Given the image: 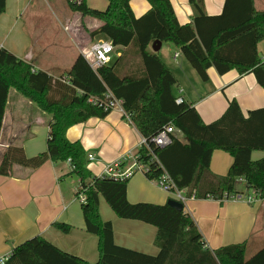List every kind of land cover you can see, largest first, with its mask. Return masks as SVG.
Returning a JSON list of instances; mask_svg holds the SVG:
<instances>
[{"label":"trees","instance_id":"trees-1","mask_svg":"<svg viewBox=\"0 0 264 264\" xmlns=\"http://www.w3.org/2000/svg\"><path fill=\"white\" fill-rule=\"evenodd\" d=\"M86 1L67 5L73 13L102 22L91 37L103 36L120 51L108 66L94 71L80 54L67 72L55 78L32 71L0 49V128L10 89L50 116L46 151L27 158L21 148L7 149L0 162V175H8L13 164L34 170L46 161L69 163L68 175L76 177L84 189L86 200L81 210L86 230L98 239L96 264H264V247L249 258L245 257V243L208 249L183 210L178 212L166 204H130L126 199L128 180L91 176L85 151L65 137L68 128L91 117L104 118L110 112L87 101L89 97L102 100L109 92L122 101L127 120L145 140L138 159L148 166L144 174L148 180L157 181L166 173L174 187L184 191L185 199L223 201L238 194L235 185L241 178L245 188L263 200L264 158L253 162L251 154L264 151V108L244 117L238 104L231 101L218 120L204 124L185 101L176 104V78L148 47L155 41L174 45L203 82L208 81L209 68L219 75L236 70L240 77L252 73L264 90V64L256 50L264 40V12L255 10L253 0H225L220 15L208 16L203 0H188L193 20L180 25L169 0H145L150 8L139 18L130 8L132 0H107L104 11L88 8ZM5 2L0 0V15L5 11ZM9 67H23L24 71L15 78L7 72ZM167 126L178 130L186 143L173 137L167 147H155L152 139ZM214 151L232 157L224 176L210 171ZM125 165L121 163L120 167ZM100 198L117 218L156 229V256L114 244L112 225L102 221L99 213ZM56 227L63 233L68 231L64 225ZM5 264L88 263L34 237L14 248Z\"/></svg>","mask_w":264,"mask_h":264},{"label":"crops","instance_id":"crops-1","mask_svg":"<svg viewBox=\"0 0 264 264\" xmlns=\"http://www.w3.org/2000/svg\"><path fill=\"white\" fill-rule=\"evenodd\" d=\"M31 1L6 0L5 11L0 15V49L30 66L32 71H43L50 76L52 71L63 70L65 73L82 50L97 41H107L103 36L94 39L90 35L101 27V21L72 12L73 16L65 21L63 30L73 48L63 43L59 52L62 49L65 52L57 56L58 49L55 52L50 35L40 31V18L31 17L37 19L32 35L27 34L24 25L20 24ZM169 2L180 25L192 22L193 11L188 0ZM203 2L205 13L217 16L221 14L225 0ZM129 5L136 18L150 8L145 0H132ZM253 6L256 11L264 12V0H253ZM256 50L261 64H264V40L257 44ZM148 51L153 53L151 45ZM167 53L170 54L169 59ZM155 54L176 78L174 96L183 98L193 107L206 125L218 120L231 101L238 104L244 117L250 111L264 108V90L252 73L240 77L236 70H231L219 75L214 68H209L208 81L203 82L174 45L161 43ZM119 55L120 51L114 49L112 59ZM55 56L54 63L52 60ZM23 71V67H9L7 70L15 78L21 76ZM49 122L47 113L10 89L0 128V162L9 148H21L27 158L44 153L47 149ZM65 137L70 143L80 144L86 155L93 156L86 168L91 176L97 178L103 176L104 170L117 161L125 160V167L129 166V156L135 155L142 143L140 134L119 109L110 111L104 118L91 117L68 128ZM174 137L186 143L178 130ZM262 158L264 151L251 154L253 162ZM231 164L232 157L228 153L214 151L210 159V171L214 175L224 176ZM69 172L68 163L46 161L34 170L13 164L8 175H0V257L11 253L27 240L41 237L85 263L98 262V239L87 232L81 203L77 200L79 180L69 176ZM235 190L237 195L223 201L186 199L183 211L194 222L208 249L214 251L224 246L245 243L246 252L254 254L264 247V199L254 204L248 203L246 197L252 191L245 188L241 178L236 181ZM126 199L130 204L162 206L172 196L155 181L137 173L127 181ZM99 213L102 221L111 223L116 246L156 256L158 249L153 245L156 235L154 227L117 218L103 198L99 199ZM58 224L68 227V231H60L56 227Z\"/></svg>","mask_w":264,"mask_h":264},{"label":"built area","instance_id":"built-area-1","mask_svg":"<svg viewBox=\"0 0 264 264\" xmlns=\"http://www.w3.org/2000/svg\"><path fill=\"white\" fill-rule=\"evenodd\" d=\"M65 1L67 4L68 3L76 4L80 2V0H65ZM81 54L85 58V60L88 62L90 67L95 71L100 67L108 66L110 64V62L112 61V56L114 54V48L108 41H97L93 45L82 50ZM176 56L177 55H175V57ZM79 96H82V93L79 92ZM87 101L90 105L97 106L99 108H102L105 111H108V110L112 111L114 109H119L122 115L127 119V117L125 116L122 110V101L115 99L109 92L104 94L102 100L89 97ZM175 102L176 104L179 105V104H182L184 100L181 97H177ZM175 131L176 129L173 126L165 127L152 139V143L154 144L155 147L159 149H163L167 147L168 145H170L172 138L174 137ZM143 145H145L144 139H142V143L139 149ZM138 151L135 155L129 156L128 159L131 160V164L129 166L121 168L120 165L125 160L117 161L113 165L106 168L104 170V175L101 177H109L115 180L123 181V180H128L129 178H131L133 175L137 173H140L143 175L147 173L149 170L148 166L138 159ZM87 160L89 162L92 161L93 156L87 155ZM155 182L162 190L170 194L173 200H176L182 204L186 200L184 197V191H178L174 187L172 181L169 179L166 173H163L160 176V178ZM76 193H77L78 202H80L81 204L85 203L86 198L84 195V189L80 182H78L77 184ZM259 200L261 199L259 198L258 193L254 191H252L251 195H248L246 197V201L250 204H254L255 202ZM9 256H10V253L6 254L5 256L0 257V264H5Z\"/></svg>","mask_w":264,"mask_h":264},{"label":"rangeland","instance_id":"rangeland-1","mask_svg":"<svg viewBox=\"0 0 264 264\" xmlns=\"http://www.w3.org/2000/svg\"><path fill=\"white\" fill-rule=\"evenodd\" d=\"M86 2H87L88 8L97 10V11H104L107 6V0H87ZM72 16H73L72 12L68 8V5L65 0H32L29 4L27 11L22 17L20 24L24 25L23 29L27 34L32 35L34 34L33 25L37 24L36 23L37 19L34 20L31 17L40 18L39 19L40 21L39 25H41L40 31H43L44 33H47L50 35L51 37L50 42L53 44V48L55 49V52H57V49H58V53H57V56H58L60 53L65 52L64 49H62V51L59 52V47L61 46V44L65 43L66 46L73 48V45L71 44L65 31L63 30V25L65 21L67 19L72 18ZM18 29H19V26L17 27V30ZM92 38L95 39L97 38V36L92 37ZM45 43L47 44L48 42H45ZM165 52L166 50L164 47L163 53L165 54ZM167 55L169 59L170 54L167 53ZM57 56H55L52 61H54ZM62 64H65V63L63 62ZM66 67H69V66H66ZM63 74H64L63 70L51 72V75L55 78ZM251 255L253 254H251L248 251L246 252L245 257L249 258Z\"/></svg>","mask_w":264,"mask_h":264},{"label":"water","instance_id":"water-1","mask_svg":"<svg viewBox=\"0 0 264 264\" xmlns=\"http://www.w3.org/2000/svg\"><path fill=\"white\" fill-rule=\"evenodd\" d=\"M160 46H161V43L158 42V41H155L152 43L151 45V50L153 53H156L159 51L160 49ZM166 205H168L169 207H171L172 209L178 211V212H181L183 210V204L176 201V200H173V199H170L166 202Z\"/></svg>","mask_w":264,"mask_h":264}]
</instances>
